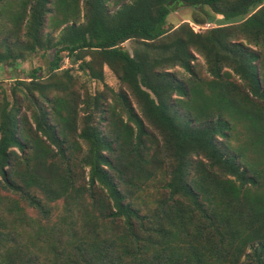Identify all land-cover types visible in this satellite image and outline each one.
Returning <instances> with one entry per match:
<instances>
[{
    "label": "trees",
    "instance_id": "1",
    "mask_svg": "<svg viewBox=\"0 0 264 264\" xmlns=\"http://www.w3.org/2000/svg\"><path fill=\"white\" fill-rule=\"evenodd\" d=\"M263 3L0 0V65L22 51L53 55L46 81L33 71L29 83L16 81L11 103L1 98L0 205L25 228L23 204L44 219L61 202L68 216H89L62 242L37 234L54 239L44 249L27 230L0 229V264H264ZM180 5L200 9L194 24L213 21L205 9L222 21L205 32L166 27ZM48 15L56 41L44 35ZM63 53L93 80L103 81L104 66L115 72L140 114L116 94L107 131L78 133L69 71L64 84L52 78ZM198 57L211 80L194 70ZM97 228L110 235L98 239Z\"/></svg>",
    "mask_w": 264,
    "mask_h": 264
},
{
    "label": "rangeland",
    "instance_id": "2",
    "mask_svg": "<svg viewBox=\"0 0 264 264\" xmlns=\"http://www.w3.org/2000/svg\"><path fill=\"white\" fill-rule=\"evenodd\" d=\"M8 1L11 3L16 0ZM263 6L264 3L260 7ZM205 10L213 16V21L210 23L206 22L203 25H198L194 24L193 21L195 19H203V14L200 9L193 8L187 5L175 6L166 19V27L175 28L182 23H189L190 26H194L195 28L200 29V31L202 32L219 27L217 25V22L222 21V17L220 15H214L208 9ZM52 21L53 18L51 19V17L48 15L46 17L44 35H46V37H51L52 41H56L58 39L59 31L53 32L52 26L50 25ZM24 39L25 38H23V40ZM122 47L129 53H132V42H125ZM20 54L22 55L21 58L15 60L14 62H8L0 65V102L2 96L6 94L8 101L11 103L13 101L11 89L16 84V81H25L29 83L33 71H37L36 76H38L43 82L47 80L48 76H50V61L53 58V55L50 51L37 50L33 53L29 51H22L20 52ZM153 54L154 53H152V55ZM65 55L66 54L64 53L62 54L63 61L61 63V69L57 71L52 76V78L57 82L62 81V83L64 84L66 82L67 77L65 76V74H63V71H69L68 75L71 76L70 89H72V91L80 98V104L78 100V133L80 132L81 128H86L88 131L93 129H96L100 132L107 131L108 124L104 121L107 118L106 113H108L107 111L109 105H115L116 108H120L119 106L121 105L119 99L114 96L116 94L126 95L131 101L132 107L134 108L136 113L140 114L130 90L120 81L118 76H116L115 72L111 71L107 66H104L103 81L99 82L93 80L81 73L78 70L77 65L72 66L71 61L65 58ZM194 65V70L202 79H212V77L207 72V67L202 58L198 57V61L194 62ZM167 71L170 73H174L176 79H186L188 77L182 72V70L178 68H170ZM16 93L18 100H21V95L18 90L16 91ZM55 94L56 93L49 91L48 95L50 97H53ZM21 102L23 103V107L27 106L26 99L22 100ZM24 112L25 111H23L22 113ZM25 113L29 116V112ZM122 116L124 117V119L126 118L124 114ZM74 139L77 140L79 145L81 146L80 153L82 155H85L84 153L87 150V144L84 143L82 140L78 139L77 137H75ZM233 144H241V139L238 137L236 141H233ZM88 172L89 168H85L86 177L88 175ZM23 205V213L26 214V219H28V221H25L24 226H26L27 228L21 227L19 224H14V217H12L13 215L8 214L6 212V208L0 205V229L2 233L4 232L5 234H7L13 228L17 231L22 228L23 232L27 230L30 233L31 243L35 244L34 248L44 249L47 241L54 240L41 239L40 242H36L35 238L37 237V234H39L41 238L59 237V239L61 240L58 242H62L65 240L67 234L71 230L73 232H76L77 229H81L84 226L85 221L83 217L85 219H89V216L85 215H82V217H78V214H72V216H68V211L66 209L63 210L62 208V202L55 206L57 209L53 212L52 216H50L49 219H44L33 208L27 207L26 204ZM149 211L150 210L146 212ZM93 215L96 217L94 221L97 222L100 226L101 221L98 219L100 217L99 212L96 210V212H93ZM3 220L5 221V224L1 225V221ZM110 228L112 229V234L114 231L113 225ZM61 233H63V236L61 235ZM94 234L98 239H105L107 236L110 235V233L107 234L100 228H97L94 231Z\"/></svg>",
    "mask_w": 264,
    "mask_h": 264
}]
</instances>
